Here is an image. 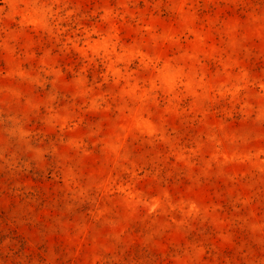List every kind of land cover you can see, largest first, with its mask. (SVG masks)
Segmentation results:
<instances>
[{"label":"rangeland","instance_id":"374dc122","mask_svg":"<svg viewBox=\"0 0 264 264\" xmlns=\"http://www.w3.org/2000/svg\"><path fill=\"white\" fill-rule=\"evenodd\" d=\"M0 264H264V0H0Z\"/></svg>","mask_w":264,"mask_h":264}]
</instances>
